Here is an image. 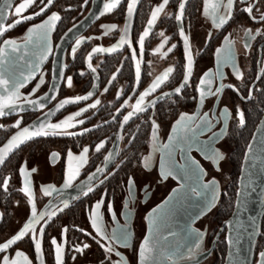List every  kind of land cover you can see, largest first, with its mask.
<instances>
[{
  "label": "flooded vegetation",
  "instance_id": "flooded-vegetation-1",
  "mask_svg": "<svg viewBox=\"0 0 264 264\" xmlns=\"http://www.w3.org/2000/svg\"><path fill=\"white\" fill-rule=\"evenodd\" d=\"M128 1L122 0L112 12L100 14L94 22L70 35L63 46H58L62 38L88 16L93 4L103 9L105 3H115V0H88L87 4L84 0H55L42 16L16 26L5 33L0 40V47L4 41L11 39L15 43L23 42L26 40L29 27L43 22L52 13L61 17L50 33V53L48 56L45 55L46 61L31 79L19 87L17 90L19 98H15L14 106L11 107L10 104L9 107L14 108L17 104H23L24 109H32L27 101L35 102L52 91L53 75L58 76L61 72V81L54 91L56 98L42 109L0 117V146L17 129L26 126L64 99H74L78 95H86L89 91L94 93L86 101L66 105L52 117L49 123H58L76 111L88 107L97 99L101 101L96 109L89 108L82 116L76 118L85 120L83 125L76 124L73 128L60 130L69 133H80L85 129L91 131L83 135L61 134L35 138L22 145L1 165L0 244L7 242L23 229L31 219L33 205L38 214L47 209L49 214L55 213V215H52L51 219L45 216L34 225L35 231L25 235L8 250L0 253V258L6 255L23 264V257L16 256V252H22L30 264H56V245L51 243L55 238L57 244L62 247L63 264H101V262L110 264L106 260V252L101 244L115 247L122 254L123 264H139V248L148 230L149 213L167 200L173 190L179 187L173 177L167 180L161 179L159 162L162 152L159 146L169 143L172 129L182 114L202 116L203 113H209V119L212 121L211 130L199 134V140L208 142L215 133L211 146L222 158L213 162L205 159L196 150L191 151L190 155L202 166L204 183L214 180L217 191L218 174L222 167L226 169L228 167L229 181L220 193H215L216 198L210 210L194 224H201L204 217L214 212L211 219L214 226L211 230L208 226L207 237L198 241V245L202 243L203 250L199 252L196 250L197 247H194L191 258L185 253L183 258L178 255L174 260H191L194 255L205 252L211 246L214 235L221 225L218 224L215 216L219 209L218 200L230 182L229 160L234 150V138L242 127L239 124V114L243 113L245 120L246 112L250 111L262 88L264 20H260V15L264 12V0H234L228 13L229 18L222 24L213 23L214 15L219 17L225 14L223 8H219L214 13L213 9L216 8L218 0H187L186 2L169 0L149 29L148 37H145L143 55H141L139 36L148 28L151 13L163 3V0H141L130 32L125 37V43L117 47L113 54L93 53L94 48L108 49L119 44L125 34ZM23 2L24 0H16L14 8ZM179 3H185L182 26L184 35L188 36L187 49L183 37L179 35L180 22L175 19L176 15H180ZM206 3L207 15L204 11ZM224 3L226 4L227 0H224ZM41 6L40 0H37L36 5L27 9L20 17L12 15L13 9L7 23L32 15L39 11ZM248 7L253 8L252 13L243 10ZM113 25L115 28L111 27ZM161 32L168 38L167 42L158 35ZM77 39L81 40V44L73 54L72 48L77 47L75 44ZM172 45L176 47L172 52H168ZM58 47L63 48L61 63L56 55ZM220 48H230L232 53L230 63H224L223 53L217 56V49ZM134 52L136 56L132 59ZM188 53L191 54L193 61L191 76L187 87L176 94L174 89L183 82L187 73ZM89 55L92 57L91 60L88 58ZM89 63L95 68V72L88 68ZM137 64L141 68L138 84L135 76ZM169 68L173 71L169 73L160 88L145 98L144 104L157 101L163 94L168 95L149 106L146 111L135 113L125 123L123 116L133 111L139 93L149 89L157 77L163 76ZM207 72L212 73L211 90L215 92L221 86L222 90L219 95L207 96L201 106L199 82ZM68 77L73 81L71 87L67 84ZM41 79L45 82L37 88ZM72 87L74 90H71ZM105 88L108 91L105 92ZM204 88L207 90V85ZM125 101H128L127 105ZM38 107L41 106L36 105L33 109ZM224 108L228 109L227 119L220 115ZM18 120L21 121L19 126L16 125ZM153 121L157 126L155 135H153ZM195 123H199V120ZM180 134L178 131L177 136ZM102 141L105 142V147L97 153L95 146ZM83 147L89 148L88 162L80 168L74 187L63 192L52 191L51 194H45V187L63 189L67 178V151L70 149L78 156ZM52 153L58 154L54 162L50 160ZM109 154L111 159L105 164V157ZM175 159L181 161L178 151ZM77 164L78 162L73 161V168H76ZM97 167L104 168V171L100 174L99 180L93 182L94 191L84 196L79 191L80 183L86 181V177ZM21 168L24 169L23 173L20 171ZM33 169L36 171H32ZM105 176L108 178L105 179ZM129 177L134 180V197L128 196ZM5 180L8 181L7 185L3 183ZM100 180L104 183L100 184ZM102 195L104 196V204L100 209L102 228L111 233L114 228L126 227L129 232L128 246L102 239L93 228L90 218L95 203L100 201ZM65 200L68 203L67 207L64 205ZM109 204L112 205V211L116 216L115 223L108 208ZM41 228L44 229L42 237L39 235ZM64 229L67 231H63ZM194 231L199 232L195 228ZM33 237L40 240L39 255L36 253ZM221 241H224V233L217 239L211 254L204 261L212 257L210 264L215 263L217 247ZM84 244H88L89 247L77 252L76 247L82 248ZM119 259L121 258L111 255L112 262ZM171 260L169 258V261Z\"/></svg>",
  "mask_w": 264,
  "mask_h": 264
},
{
  "label": "snow or ice",
  "instance_id": "snow-or-ice-1",
  "mask_svg": "<svg viewBox=\"0 0 264 264\" xmlns=\"http://www.w3.org/2000/svg\"><path fill=\"white\" fill-rule=\"evenodd\" d=\"M85 4H87L88 0H84ZM234 0H227V3H224V0H218L216 8L213 9L214 13L218 11L219 8L224 9V15H221L219 17L213 16V23L214 24H222L227 21L229 18L228 13H230V10L233 6ZM14 0H0V36L4 34L5 31L11 30V28H14L18 26L21 23H25L27 21L36 19L39 16H42L48 8H50L54 0H40V4L42 5L39 8V11L35 12L32 15L24 16L23 19H17L15 22L8 26L6 29L4 27L3 22L8 19L9 17V10L13 8ZM37 0H24L23 3H20L18 6L14 8V12L12 15L16 17H20L22 13H24L27 9L30 7L36 5ZM122 3V0H115V3H105L103 5V9L101 14L112 12L113 9L117 7L118 4ZM138 0H130V2L127 5V19L130 20L131 17L134 15L136 6H137ZM169 3V0H163V3H161L158 7L155 8V11L151 13V19L148 21V28L143 32L142 35L139 36V44L141 47V55H143V46L145 43V37H148L149 35V29L152 28L154 22L157 19V15L163 10L166 4ZM178 8L180 11V15H176L175 19L180 22V28H179V35L183 37L185 48L187 49L188 45V36L184 35V30L182 26V16L185 9V3H179ZM244 11H247L248 13H252L253 8L248 7L246 9H243ZM205 15L208 14V8L207 3L205 4ZM61 17L56 14L52 13L50 16H48L45 20H43L42 23L29 27L27 30V36L26 41L27 44H33V38L35 37V46L40 47L41 42L46 43L48 41L49 34L53 31L55 27V22L59 21ZM260 20H264V12L260 15ZM107 27V26H102ZM112 28H115V25L111 26ZM158 35L162 38H164L165 42H167V37L164 36V33H158ZM127 36V28L125 30V34L123 37H121L119 44H117L113 48H94L92 50L93 53H99V52H113L117 47H119L121 44L125 43V37ZM4 47H0V65H3L4 60V53L5 49L9 46H12L14 50H18V48L15 45V41L8 40L4 41ZM27 44L25 47H27ZM75 44L77 47L72 48V53L74 54L77 51V48L81 44V40L77 39L75 41ZM163 47V45H161ZM176 46L172 45L168 52H172ZM50 50V46L46 51ZM159 51V49H157ZM224 54V63L228 64L232 60V53L230 48H220L217 49V56L219 57L221 54ZM135 52L132 55V59H135ZM45 57H42V59ZM89 60H91V55H89ZM20 59H24L23 56L20 57ZM192 56L190 53L187 55V73L184 76L183 82L174 89V93L179 94L181 91L187 87L189 82V77L191 76L192 72ZM29 67H31V64H29ZM88 68L91 69L92 72H95V68L92 67L91 63L88 64ZM173 71L172 68H169L163 76L157 77L155 82L152 83L149 89L145 90L143 93H139V99L136 100L135 105L133 106V111H129L127 115L123 116V121L127 123L135 113H141L147 110L149 106L154 105L158 102L159 99H164L165 95H161L157 101H151L150 104L145 105L144 101L145 98L148 97L152 92H155L158 88L161 87V84L167 79L169 73ZM23 75V74H21ZM83 75V73H81ZM239 75V73H237ZM264 75V74H262ZM136 82L137 84L140 81L141 76V68L140 65L137 64L136 66ZM212 73L207 72L204 74V77L201 78L199 84V104L202 106L204 103V100L207 96L212 95H219V93L222 90L221 88H217L215 92L211 90V80ZM27 79H31V76L27 77ZM115 79V77H113ZM25 81H22L19 85L16 87H22ZM44 80L41 79L39 81V84L37 85V88L44 84ZM72 78H67V84L69 87L72 86ZM8 84V81L3 79L2 73H0V86ZM207 85V90H205L204 86ZM93 87H96L93 85ZM236 90V89H234ZM104 91H108L107 88L104 89ZM238 91V90H237ZM94 93L92 91L87 92L86 95L83 96H76L74 99H64L60 101L56 107L55 110H50L46 114H44V118H38L36 121L33 122V124L30 127H24L22 131L19 132L18 135L12 136L11 139L7 143V147L5 148V151H8L11 149L16 142L23 137L24 140L32 139L35 137H48V136H57V135H83L87 131H91L90 129H85L84 132L80 133H69V132H61L60 130L67 129V128H73L76 126V124L83 125L85 123V120L80 119L77 120V117L82 116L83 113L87 112L89 108L96 109L98 105H100L101 101L96 100L94 103L88 105L86 108H82L78 111H76L74 114L67 116L64 120H61L58 123H48L47 120L49 117H52L56 114V112L63 109L66 105L79 103L81 101H86L90 97H92ZM14 98H19V92H13L11 93L7 98L0 96V117L11 114L15 109L10 108V104L15 103ZM55 96H49L45 95L43 99H55ZM119 98V97H118ZM128 101H125V104L127 105ZM28 105H31L32 108H35L36 102L34 101H27ZM143 105V107H142ZM43 107V105H40ZM7 110V111H5ZM220 115L227 119L228 118V109L224 108ZM115 119V118H114ZM197 120H199V123H195ZM75 121L76 123H73ZM21 121H17L16 125L19 126ZM193 123H195V127H193ZM245 123L243 113L239 114V124L240 126H243ZM211 124L212 121L209 119V113H203L202 116L199 114L196 115H188V114H182L179 119L176 121L173 129H172V135L169 136V143L162 144L159 146L162 155L159 162V169H160V176L162 180H167L169 177H180L183 180H189V179H195V186H190V191L192 194H194L196 197H201L205 192H212L213 196L210 200L205 203L201 209L202 212H206L207 210H210V207L213 206V202L216 198V182L213 180L209 183H203L202 182V176H203V168L199 164L198 161H196L194 158L191 157L190 153L193 150H196L200 152L205 159L212 160L215 162L216 160L222 158L220 156V153L217 152L212 146L211 141L215 139L216 134L214 133L212 137L209 138L208 142H202L199 140V134H202L204 131L211 130ZM156 124L155 121L152 123L153 128V135H155L156 131ZM31 129V131H30ZM180 132L181 134L177 136V132ZM255 146V141L252 145L248 146V153L246 154L245 160L246 163H250L251 165H255L256 161L259 160L261 164V172L264 173V145L260 148L259 154L254 153L253 149ZM105 147V142H101L95 146V151L99 153L103 148ZM177 151L181 155V161H176L175 156L177 154ZM88 153L89 148L83 147L82 152L76 156L72 153V151L69 149L67 151V178L63 184V189L58 190L55 188L49 189L48 187L44 188L45 194H51L52 191H61L67 190L68 188L74 187V181L76 180L77 176L79 175L80 168H82L87 162H88ZM58 158L57 153H52L50 155V160L53 162ZM111 159V154L105 157V164H107ZM73 161L78 162L77 167L73 168ZM3 163V159L0 158V164ZM147 168V165H145ZM21 173L24 172V169L21 168ZM32 171H36V169H33ZM104 171V168L97 167L95 171L90 173L86 177V181H82L79 186V191L83 193L84 196L89 195V193L94 191V188L92 186L93 182L96 180H99L100 174ZM108 177L105 176V179ZM100 184H103L104 181L100 180ZM4 185H7L8 181L5 180ZM133 185L134 180L129 177L127 188H128V196L134 197L135 192L133 191ZM185 189V184H181L179 188L173 190V194L168 197L167 200H165L161 205L157 206V208H154L151 213H149V216L147 217L150 221V224L152 227L149 229V235L145 238L144 242L141 244L139 248V264H148V262H152V264H159L158 258L156 260H153L152 257H147L146 260V246L149 244V241H153V247L157 250V252L161 251V242L162 241H168L169 237H161L158 235L159 232V223H166L169 213L171 212V207H175V204H179L181 202L179 194ZM199 189V190H198ZM27 190V189H25ZM248 190L251 191L252 186H248ZM238 201H237V216L240 214V208L246 207V197L244 196V190H242L240 193L237 194ZM128 201H125L127 203ZM175 202V204H174ZM104 204V196L102 195L100 201L96 202L92 211L91 216V223L95 231L99 234V236L107 241L114 242L117 245H123L128 246V239H129V232L126 227L122 228H114L111 233L106 232L100 223V209L102 205ZM65 207L68 206L67 200L64 201ZM51 207V205H49ZM110 214L112 216V220L115 223L116 222V216L114 212L112 211V205H108ZM55 215V213L49 214L47 209H45L44 212L37 213L35 206L33 205L31 209V219L25 224L23 229L19 232L18 235L10 238L7 240V242L0 244V253L8 250L12 245H14L17 241L21 240L25 235L29 234L30 232L35 231L34 225L37 224L40 220H43L45 216H48L49 219H51V216ZM199 215V213H198ZM231 223V222H230ZM233 230L237 233L236 239L232 240L231 237L229 238L228 242L230 245L238 244L241 240L242 236L247 233V226L244 224L238 223L237 225H233ZM63 231H67V229H64ZM44 234V229L41 228L39 230V235L42 237ZM171 236H176L177 234L175 232L170 233ZM95 239V237H93ZM34 239V247L39 255L41 252V243L39 239ZM203 239V235L199 232H196L194 235L192 233L186 234V239L183 244L177 243L174 245V254H178L181 258L185 256V252L181 251V249H184L187 253L188 258H191V253L194 247H198V241ZM51 243L53 245H56L55 248V261L56 264H63L62 261V247L57 244V241L55 238L51 240ZM89 247L88 244H84L82 248L76 247L77 252H82L83 249H87ZM101 247L105 249L106 252V260L110 262V264H123V257L122 254L116 250L115 247L112 246H106L105 244H101ZM114 254L117 257H120L121 259L112 262L111 261V255ZM17 257H23V264H30L27 257L24 256L22 252H16ZM165 259H168V256H165ZM260 264H264V252L259 254ZM0 264H20L18 260L12 259L9 256H3L0 258ZM103 264V262H101ZM172 264H179L178 260H173ZM230 264H233L232 261H230ZM235 264H242L240 261H236Z\"/></svg>",
  "mask_w": 264,
  "mask_h": 264
},
{
  "label": "water",
  "instance_id": "water-1",
  "mask_svg": "<svg viewBox=\"0 0 264 264\" xmlns=\"http://www.w3.org/2000/svg\"><path fill=\"white\" fill-rule=\"evenodd\" d=\"M140 1L141 0H138L136 9ZM186 1L187 0H184V2ZM129 2L130 0L128 1V3ZM15 3H16V0H14L13 8L9 10V15L14 9ZM100 3H101L100 6H102V2ZM136 9H135V12H136ZM101 10L102 9H100V7H96V5L93 4L90 12L88 13V16L84 20H82L79 24H77L75 27L70 29V31H68L67 34L62 38L58 46H63L67 42L70 35H73L76 32L81 31L85 26H87V24L94 22L101 14L102 12ZM135 12H134V15H135ZM134 15L131 17L130 20H128L127 18L125 20L124 31L127 28V34L130 32V28H131ZM126 17H127V11H126ZM19 19H23V17ZM7 21L8 19H6L3 22L4 27L6 29L8 28L9 25L15 22V20L10 23H7ZM12 29L13 28H11V30ZM8 31L10 30L5 31L4 34L7 33ZM4 34L0 36V40L4 36ZM26 44H27V41L25 40L23 42L15 43L18 50H14L12 46H9L8 48L5 49V53H4L5 62L3 65H0V73H2L3 79L8 81V84L0 86V96L7 98L11 93L16 92L19 89V87L18 88L16 87L17 85H19L22 81H25L26 78L29 76H31L32 78V76L38 71V69L41 67L44 61H46V58L48 54L50 53V50L46 51V49H48L50 46V34L48 37V41L46 43L41 42L40 47L35 46V37L33 38V44H27V47H25ZM114 46H112L111 48H113ZM1 47H4V44ZM62 50L63 48L58 47L57 52H56V55H58V57L60 58L59 59L60 63H61V58H62ZM115 51L105 52L103 54L104 55L113 54L115 53ZM46 54L47 56H45ZM21 56L24 57L23 60L20 59ZM42 57H45V58L42 59ZM29 64H31V67H29ZM61 76H62L61 72L58 76L53 75L52 86L54 84V87L53 88L51 87L52 91H49L46 95L55 96L54 91L56 90V87H58L61 81V78H62ZM44 97L45 96L36 100L35 101L36 105L42 104L44 107L52 100V99L45 100L43 99ZM12 106L14 105L11 104V107ZM22 106L23 104H17V106L14 107L15 110L11 114H6V115H11V116L18 115L26 111L29 112V111L39 110L43 108V107H38L36 109H33V108L24 109ZM28 106H31V105H28ZM55 107H53L51 110H55ZM47 112H44L39 117L32 120L26 126H23L17 129L0 146V158L3 159V163L11 154H13L22 145H24L25 143L35 138H38V137H35L32 139L24 140V138L21 137L11 149H9L8 151H5V148L7 147V143L11 139V137L18 135L19 132L22 131L24 127H30L33 124V122L36 121L38 118L43 119L44 114H46ZM52 117L48 118L47 120L48 123L50 122ZM254 141H255V146H254L253 151L256 154H259L260 148L262 147V145H264V111H263L261 118L259 119L258 123L256 124L254 128V131L246 146V149H245V152L242 158L240 172H239L238 180H237V190H236V194L234 198L233 209L231 211L230 216L227 217L221 223L219 229L214 235L213 241L208 250H206L203 253L194 255L191 260L179 261V264H199L200 262L204 261L211 254L217 239L220 237L222 233H224V242L226 244V252H225V257H224L222 264H230V261H232L233 264H235L236 261H240L242 262V264H260L259 254L264 252V245L262 249L259 251V253L257 254L256 260H255V251H256V243L258 241V237L261 232L260 231L261 221L264 218V173L261 172V164L259 160L256 161L255 165L246 163V160H245L246 154L248 153V146L252 145ZM2 164H0V167ZM173 179L178 182L179 187L181 184H185V189L179 194L181 202L179 204H175L174 202L175 207L170 206L171 212L168 215L166 223L158 222L159 224L158 235L161 237L167 236L169 237V239L168 241L161 242L160 252H157V250L153 247V241H149V244L146 246V260H147V257L149 256L152 257L153 260H156L158 258L159 264H172L173 260L178 257V254H174V245H176L177 243L183 244L185 242L186 234L189 232L190 233L192 232V229H193L192 226L195 224V222L199 220L200 218H202L209 211L207 210L206 212H202L201 209L203 205L207 203V201L210 200L213 196L212 192H209V193L205 192L203 196L201 197H196L194 194H192L190 191V186H195V179L183 180L178 176L173 177ZM249 185L252 186L253 190L251 191L248 190ZM242 190H244V196L247 198L246 207L242 206L239 210L240 214L239 216H237V206H236L237 201H238L237 194L240 193ZM238 223L244 224L247 226V233L242 236L238 244L230 245L228 242L229 238L231 237L232 240H235L236 235H237V233L233 230V225H237ZM151 227L152 225L149 223L145 238L148 237L149 229ZM19 232H17L16 235H18ZM171 232H175L177 235L171 236L170 235ZM145 238L143 239L142 243L144 242ZM181 251L185 252L184 249H181ZM166 255L168 256L167 260L165 259ZM169 258H171L172 260L169 261ZM148 264H152V262H148Z\"/></svg>",
  "mask_w": 264,
  "mask_h": 264
},
{
  "label": "trees",
  "instance_id": "trees-1",
  "mask_svg": "<svg viewBox=\"0 0 264 264\" xmlns=\"http://www.w3.org/2000/svg\"><path fill=\"white\" fill-rule=\"evenodd\" d=\"M264 111V76L262 79V88L256 100L253 102L250 111L246 112L245 123L238 130L237 136L234 138V150L230 155L229 165L231 168L230 182L226 186L224 193L218 200L219 209L215 218L218 224H221L227 217L230 216L233 209L234 198L237 190V180L240 172L242 158L246 146L252 136L254 128L261 118ZM261 232L258 237V242L264 243V218L261 221ZM226 252V244L224 241L219 242L216 251V258L214 264H222Z\"/></svg>",
  "mask_w": 264,
  "mask_h": 264
},
{
  "label": "rangeland",
  "instance_id": "rangeland-1",
  "mask_svg": "<svg viewBox=\"0 0 264 264\" xmlns=\"http://www.w3.org/2000/svg\"><path fill=\"white\" fill-rule=\"evenodd\" d=\"M11 40H13V39H11ZM71 90H74V88L72 87ZM236 121H238V120L236 119ZM225 164H226V162H225ZM228 181H229V177H228V167H227V169H226V167L225 168L222 167L220 173L218 174V182H219V185H218V188H217V191L216 192L217 193L218 192L220 193L221 190H223L225 184H227ZM213 213L214 212L212 211L206 217H204L203 218L204 221L201 224L194 225L193 226V230H192L191 233H195V231H194V228H195L196 231L199 230V233H201L203 235V238H206L207 237V234H208L207 233V227L209 226L210 227V230H211V228L214 226L211 223V219H212V214ZM199 226H200V228H199ZM201 227L204 230H202ZM263 245L264 244H262V242H258L257 241V243H256V251H255V260H256L257 254L262 249ZM196 250L199 251V252L203 250L202 243L198 245V247L196 248ZM212 259H213L212 257H209L206 261H204L203 263H199V264H210L212 262Z\"/></svg>",
  "mask_w": 264,
  "mask_h": 264
}]
</instances>
